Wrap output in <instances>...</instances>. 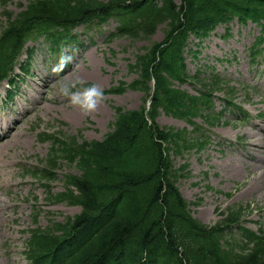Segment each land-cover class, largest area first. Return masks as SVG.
<instances>
[{"label":"trees","instance_id":"obj_1","mask_svg":"<svg viewBox=\"0 0 264 264\" xmlns=\"http://www.w3.org/2000/svg\"><path fill=\"white\" fill-rule=\"evenodd\" d=\"M8 1L1 2L8 24L0 34V48L11 47L8 52L34 32L50 38L57 36L56 41L60 42L62 33L69 32L75 24H87L88 19L110 7L137 8L147 15L144 22L127 31L135 38H149L159 24L165 23L168 28L162 42H152L129 65L138 76L128 86L144 94H148L149 81L154 75L155 90L148 112L151 124L145 119L143 107L128 110L115 107L113 129L101 141L78 142L72 136L68 144L55 136L47 158L50 169L42 173L47 177L53 175L51 169L55 168L58 155L74 163L81 173L70 177L68 182L76 185L78 192L73 193L66 186L57 195L59 200L81 204L83 212L72 221L68 218L64 224L58 223L53 230H33L29 242L32 261L38 264H264V239L236 255L221 242L230 233L225 226H207L189 215L175 186L176 172L170 171L161 144L155 141V138L165 140L166 150L180 151L188 146L180 133L159 129L155 122L159 108L190 120V116L212 107L208 89H214L218 82L208 84V89L198 95L172 86V80L183 83L188 78L182 53L189 35L205 37L216 24L230 21L235 14L241 18L264 19V0H181L180 4L175 0H29L17 12L5 9ZM261 24L264 33V22ZM3 64L0 62V68ZM123 90L122 86L109 89L110 92ZM235 211L229 214L230 222L235 221L231 217ZM73 222V231L69 232ZM105 249H111L115 259L108 261Z\"/></svg>","mask_w":264,"mask_h":264},{"label":"rangeland","instance_id":"obj_2","mask_svg":"<svg viewBox=\"0 0 264 264\" xmlns=\"http://www.w3.org/2000/svg\"><path fill=\"white\" fill-rule=\"evenodd\" d=\"M28 2L29 0H9L7 9L18 11L19 3L25 7ZM1 10L0 6V16ZM113 23L103 28L105 32L102 36L94 31L81 34L79 38L82 44L71 47L75 68L70 64L60 76L51 73L52 66L57 62L56 57L46 50L40 40L30 42L29 45L36 47L30 59L32 69L18 84L16 95L6 101L5 84H0V117L5 114L7 120L0 128V133L31 109L24 124L25 139L19 141V145L4 148L5 155L0 157V264H25V230L32 225L35 212H39L38 223L44 227L51 221L63 219L79 211L78 206L53 202L47 198L41 182L27 173L26 168L36 166L50 148L49 142L39 141L38 133L58 130L71 135L80 129L83 137L100 139L109 131L114 104L134 108L140 103V92L126 90L121 94L105 95L104 102L95 112L88 116L80 114L76 123L64 118L65 106L79 111L57 92L58 81L67 73L74 71L86 82L104 88L117 84L118 80H130L133 75L127 72L126 57L130 55L132 59L133 54L143 44L146 46L152 41H160L168 29L166 25H158L155 34L139 40L125 36L111 39L109 36L110 44H107L103 37L115 26ZM258 32L259 28L249 22L245 25L233 22L229 33L224 25H219L204 43L197 47L199 54L196 58L189 51L185 53L190 73L195 72L197 67L203 71L201 75H208L212 73L211 70L218 73L231 85L236 86L235 102L243 105L252 115L264 113V68L260 66V63L264 64V54L257 64H252L248 55V47ZM194 42L196 40H190L188 49H196ZM108 45L117 51L113 56L106 51ZM243 84L249 88L244 89ZM252 86L257 89L256 92L252 91ZM182 87L193 92L192 86L188 84H183ZM215 95V105L220 109L222 99L226 95L222 91L216 92ZM233 117L226 113L224 119H229V124L218 123L212 128H206L210 142L203 150L192 149L183 155L174 156L175 166L186 160L191 170L190 177L180 179L178 186L188 201L202 198V202L191 206V209L195 217L204 223H214L221 217L218 211L229 206L250 203L251 212H247L246 226L255 229L256 224L253 221L261 217L264 227V116H255L248 122ZM197 121H200V118H197ZM158 122L174 128H192L183 120L163 113L158 117ZM257 124L263 125L262 131ZM237 136L245 138L244 142L238 143ZM68 170L70 168L67 165L59 168L56 179L51 182L53 192L63 188L62 175ZM205 171L207 176L204 175ZM251 180L253 181L250 182ZM197 182L199 184H196ZM206 184L212 188L206 190ZM225 192H231L233 195L227 196Z\"/></svg>","mask_w":264,"mask_h":264},{"label":"clouds","instance_id":"obj_3","mask_svg":"<svg viewBox=\"0 0 264 264\" xmlns=\"http://www.w3.org/2000/svg\"><path fill=\"white\" fill-rule=\"evenodd\" d=\"M74 54L70 46H62L57 62L52 66L51 73L60 76L64 70L73 64ZM73 68L75 65L73 64ZM57 92L66 98L71 105L78 108L82 115L88 116L95 112L104 102V89L95 83L88 84L74 71L67 73L58 81Z\"/></svg>","mask_w":264,"mask_h":264},{"label":"bare ground","instance_id":"obj_4","mask_svg":"<svg viewBox=\"0 0 264 264\" xmlns=\"http://www.w3.org/2000/svg\"><path fill=\"white\" fill-rule=\"evenodd\" d=\"M66 118H69L73 123H76L79 118H80V114L76 109H72L70 114H67L65 116ZM24 118V116L22 117ZM19 118L18 120H16L12 125H10L3 134L0 135V140H7L10 137H12L18 130V127L21 125V123L23 122V119ZM0 127H2L3 124H5L6 122V118L5 117H1L0 118ZM259 129L261 130V127H259Z\"/></svg>","mask_w":264,"mask_h":264}]
</instances>
